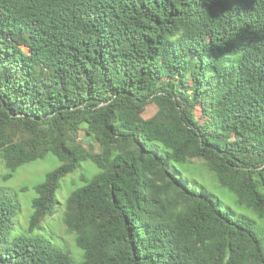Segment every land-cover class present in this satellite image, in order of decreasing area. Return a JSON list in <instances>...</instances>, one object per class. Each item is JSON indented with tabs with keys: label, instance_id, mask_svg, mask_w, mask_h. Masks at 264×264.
<instances>
[{
	"label": "trees",
	"instance_id": "1",
	"mask_svg": "<svg viewBox=\"0 0 264 264\" xmlns=\"http://www.w3.org/2000/svg\"><path fill=\"white\" fill-rule=\"evenodd\" d=\"M47 155L28 231L100 169L63 209L80 264H264V0H0L4 178ZM19 209L0 187V264H75Z\"/></svg>",
	"mask_w": 264,
	"mask_h": 264
},
{
	"label": "rangeland",
	"instance_id": "2",
	"mask_svg": "<svg viewBox=\"0 0 264 264\" xmlns=\"http://www.w3.org/2000/svg\"><path fill=\"white\" fill-rule=\"evenodd\" d=\"M156 109L153 103L147 105L142 114L143 117L148 118L152 116ZM204 111L205 106L200 105L196 107V115H202ZM58 164L59 161L56 157L47 155L43 159L23 164L11 177L4 178L7 168L0 159V187L6 193L13 192L20 203V209L17 214L18 224L12 229L13 235L25 233L28 236L46 239L54 246L69 252L75 264H80L82 261V251L75 243L74 234L67 231L65 227L63 209L69 193L76 187L83 185L84 182L81 176L91 177L99 172L100 169L92 162H82L81 167L60 179V186L56 192L60 205H58L53 214L45 217L40 227L28 231L29 218L33 211L31 203L36 195L34 187L43 180L45 172L53 169ZM180 168L190 180L196 179L219 197L227 206L239 210L233 194L227 188L219 186L201 166L185 163L181 164Z\"/></svg>",
	"mask_w": 264,
	"mask_h": 264
}]
</instances>
